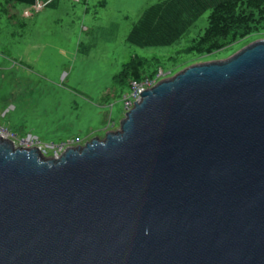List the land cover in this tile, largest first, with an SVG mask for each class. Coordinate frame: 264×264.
<instances>
[{"label": "water", "instance_id": "water-1", "mask_svg": "<svg viewBox=\"0 0 264 264\" xmlns=\"http://www.w3.org/2000/svg\"><path fill=\"white\" fill-rule=\"evenodd\" d=\"M134 103L59 157L0 137V264H264V39Z\"/></svg>", "mask_w": 264, "mask_h": 264}, {"label": "rangeland", "instance_id": "rangeland-1", "mask_svg": "<svg viewBox=\"0 0 264 264\" xmlns=\"http://www.w3.org/2000/svg\"><path fill=\"white\" fill-rule=\"evenodd\" d=\"M161 1L57 0L27 15L32 7L0 0V129L6 140L59 157L120 129L130 88L120 76L129 63L139 59L145 78L157 82L264 39L263 32L210 55H187L184 49L208 25V11L174 45L131 44L143 12Z\"/></svg>", "mask_w": 264, "mask_h": 264}, {"label": "trees", "instance_id": "trees-1", "mask_svg": "<svg viewBox=\"0 0 264 264\" xmlns=\"http://www.w3.org/2000/svg\"><path fill=\"white\" fill-rule=\"evenodd\" d=\"M34 6L37 0H7ZM52 0L48 6L56 5ZM47 6V7H48ZM210 11L204 33L184 49L187 55H210L231 48L249 36L264 32V0H164L147 8L128 40L139 47H164L176 44L197 20ZM120 76L124 82L142 80L143 63L137 59ZM174 64L170 68H174ZM157 71L148 76L155 77ZM125 77V78H124ZM127 84V83H126Z\"/></svg>", "mask_w": 264, "mask_h": 264}, {"label": "built area", "instance_id": "built-area-1", "mask_svg": "<svg viewBox=\"0 0 264 264\" xmlns=\"http://www.w3.org/2000/svg\"><path fill=\"white\" fill-rule=\"evenodd\" d=\"M51 1L52 0H37L36 4L32 6V9H29L26 11V14L28 15V14H31V12L39 11L40 8L42 10L43 8L47 7ZM152 81L153 80L146 77L142 80H132L130 82V88L124 100V107L127 112L130 111L134 107V104H135L134 102H138L141 100L142 92H144L146 89L152 88L154 85H156L159 82V81L157 82H152ZM0 137L3 139L8 138L6 133L4 131H1V129H0ZM40 150L42 151L41 148Z\"/></svg>", "mask_w": 264, "mask_h": 264}, {"label": "bare ground", "instance_id": "bare-ground-1", "mask_svg": "<svg viewBox=\"0 0 264 264\" xmlns=\"http://www.w3.org/2000/svg\"><path fill=\"white\" fill-rule=\"evenodd\" d=\"M6 139H8V138H6ZM28 147V146H27Z\"/></svg>", "mask_w": 264, "mask_h": 264}]
</instances>
